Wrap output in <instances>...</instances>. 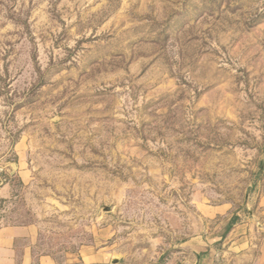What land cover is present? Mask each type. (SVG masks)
Returning a JSON list of instances; mask_svg holds the SVG:
<instances>
[{"label": "rangeland", "instance_id": "obj_1", "mask_svg": "<svg viewBox=\"0 0 264 264\" xmlns=\"http://www.w3.org/2000/svg\"><path fill=\"white\" fill-rule=\"evenodd\" d=\"M27 224L60 262L264 264V0H0V228Z\"/></svg>", "mask_w": 264, "mask_h": 264}, {"label": "crops", "instance_id": "obj_2", "mask_svg": "<svg viewBox=\"0 0 264 264\" xmlns=\"http://www.w3.org/2000/svg\"><path fill=\"white\" fill-rule=\"evenodd\" d=\"M231 219L230 225H233ZM33 225H8L0 228V264H100L101 251H88L79 262L72 259L60 262L52 254L35 255L33 248L37 239Z\"/></svg>", "mask_w": 264, "mask_h": 264}]
</instances>
